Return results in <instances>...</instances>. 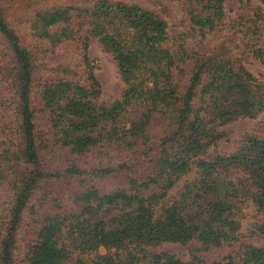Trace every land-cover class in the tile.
<instances>
[{"label": "trees", "instance_id": "obj_1", "mask_svg": "<svg viewBox=\"0 0 264 264\" xmlns=\"http://www.w3.org/2000/svg\"><path fill=\"white\" fill-rule=\"evenodd\" d=\"M175 1L171 35L167 7L0 0V264H264V220L240 231L264 214V8ZM91 39L123 83L109 104ZM240 118L261 123L219 149Z\"/></svg>", "mask_w": 264, "mask_h": 264}, {"label": "rangeland", "instance_id": "obj_2", "mask_svg": "<svg viewBox=\"0 0 264 264\" xmlns=\"http://www.w3.org/2000/svg\"><path fill=\"white\" fill-rule=\"evenodd\" d=\"M130 3H138L145 7H154L158 10L163 7L168 8L167 19H168V31L171 35L183 31L181 24L182 18H184L179 6L175 0H119ZM253 5H259L264 8L259 0H252ZM225 8L229 16L233 17L240 12L233 0L226 2ZM88 56L95 61L97 67L95 69V75L101 85V93L96 98L97 104H109L115 97L120 93L123 83L120 80L115 61L110 54L103 51L102 46L94 39H91L88 43L87 48ZM248 69L255 75H264V66L256 61H248L246 63ZM260 118L249 119L240 118L235 121L229 122L221 126L220 130L225 132V136L217 142V147L225 152L233 151L235 144L234 140L241 134L249 133L257 130L260 125ZM264 135V133H262ZM213 149V146L209 148V152ZM193 172H190L188 176H192ZM182 178L177 184L174 185L171 192L176 191L183 182ZM119 211V206H106L103 212L106 214H114ZM264 220V214H258L253 205L248 206L244 209V217L241 222L240 231L244 234L250 223L255 220ZM254 244L257 246L264 245V237L254 238ZM199 245V242L192 240L188 243H164L158 247L153 248V251H167L182 260L189 258L190 249Z\"/></svg>", "mask_w": 264, "mask_h": 264}]
</instances>
